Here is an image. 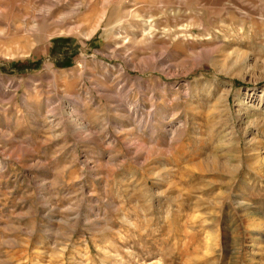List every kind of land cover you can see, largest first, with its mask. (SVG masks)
Here are the masks:
<instances>
[{"label":"rangeland","instance_id":"rangeland-1","mask_svg":"<svg viewBox=\"0 0 264 264\" xmlns=\"http://www.w3.org/2000/svg\"><path fill=\"white\" fill-rule=\"evenodd\" d=\"M0 264H264V0H0Z\"/></svg>","mask_w":264,"mask_h":264},{"label":"bare ground","instance_id":"bare-ground-1","mask_svg":"<svg viewBox=\"0 0 264 264\" xmlns=\"http://www.w3.org/2000/svg\"><path fill=\"white\" fill-rule=\"evenodd\" d=\"M135 111V110H134ZM136 112V111H135ZM129 114H130V112H129ZM85 129V128H84ZM86 131V130H85Z\"/></svg>","mask_w":264,"mask_h":264}]
</instances>
